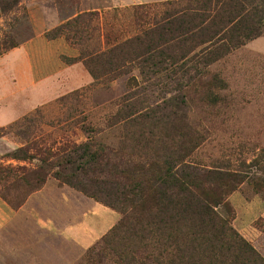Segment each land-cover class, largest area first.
Returning <instances> with one entry per match:
<instances>
[{
  "label": "rangeland",
  "instance_id": "obj_1",
  "mask_svg": "<svg viewBox=\"0 0 264 264\" xmlns=\"http://www.w3.org/2000/svg\"><path fill=\"white\" fill-rule=\"evenodd\" d=\"M165 1L0 0V58L23 43L37 47L53 40L61 48L52 61L62 67L79 63L90 78L64 84L0 125V197L10 208L22 209L49 179L113 204L119 215L95 243L71 257L74 247L64 239V264H255L239 237L264 259V0L204 11L238 22L251 17L260 33L216 56H193L186 40L147 30ZM135 34L138 39L126 42ZM89 54L95 57L94 77L83 62ZM46 56L33 49L36 79L49 70ZM5 67L0 61V91L9 85L7 99L17 105L28 92L18 96L14 85L2 81ZM188 165L224 166L244 179L226 195L230 211L217 207L238 238H214L209 225L201 227L177 203L180 197L158 190L175 171H190ZM34 170L42 180L38 187L22 176ZM167 199L172 203L159 210ZM23 224L36 226L32 220ZM20 257L2 263L21 264Z\"/></svg>",
  "mask_w": 264,
  "mask_h": 264
},
{
  "label": "crops",
  "instance_id": "obj_2",
  "mask_svg": "<svg viewBox=\"0 0 264 264\" xmlns=\"http://www.w3.org/2000/svg\"><path fill=\"white\" fill-rule=\"evenodd\" d=\"M34 44L23 43L8 50L0 58L6 65L1 71L2 81L14 85V92L16 91L18 96L28 92V96L22 97V102L16 105L7 99L9 95L6 89L10 90V86L6 85L1 89L0 125L19 118L44 101L48 95L61 90L64 84L69 86L79 82L86 83L90 79L80 71L79 63L62 67L60 61H52L61 44L53 40H41L40 43L38 41L37 47ZM33 49L37 54L47 55L44 61L51 55L50 63L44 65L49 70L46 75L37 79L35 72L39 66L32 62ZM68 71H76L78 74L70 79H62V75H66ZM25 84L30 85L28 91ZM79 199L84 202L78 203ZM30 201L34 204H29ZM246 204L250 208L251 203ZM118 217L115 210L103 203L87 199L76 190L56 185L49 179L40 189L28 196L22 209L10 208L0 197V264H4L2 260H6L5 258L18 260L19 255L21 264H31L33 259L37 262L44 261L45 264H64V239L74 247V251L68 254V257H71L95 243L116 223ZM26 220H32L36 226H27L30 223L20 225L21 221L26 223ZM13 244L20 248H11L14 247ZM261 250L264 255V248Z\"/></svg>",
  "mask_w": 264,
  "mask_h": 264
},
{
  "label": "trees",
  "instance_id": "obj_3",
  "mask_svg": "<svg viewBox=\"0 0 264 264\" xmlns=\"http://www.w3.org/2000/svg\"><path fill=\"white\" fill-rule=\"evenodd\" d=\"M240 5L238 0H170L162 2L166 5V9L160 16L152 19L150 29H161L173 35L177 40L187 41L190 44L189 52L193 56L197 54H205L206 56H216L223 52H228L231 48L244 44L245 41L254 38L260 33L258 28L253 26L251 17L245 19L242 17L240 21H234V17L225 15L223 18H215L213 15H206L204 11L216 7L226 6L232 9L236 5ZM246 10V9H245ZM238 22V23H237ZM239 26L241 30H239ZM145 32V31H144ZM143 32V33H144ZM138 34L128 38L126 42L138 39ZM198 49V50H197ZM92 54L83 59L84 64L94 77V70L90 67ZM96 55H99L96 53ZM97 57V56H96ZM84 149V148H83ZM93 154H89L92 156ZM191 169L188 172H177L168 176L157 188L161 192L171 191L175 197L181 200L184 211L188 215L196 216L200 221L199 225H209L210 229L215 231L213 237L220 236L223 240L226 236L233 239L238 238L237 232L227 223L226 219L218 212L217 207L223 208L225 214L230 210L226 201V195L229 194L242 181L243 178L235 172L229 171L224 166H211V169H199L188 165ZM39 171H24L22 176H29L31 181L38 187L41 183ZM170 178V180H169ZM208 183H210L208 185ZM172 201L167 199L165 202H159V210L165 209L166 205ZM113 208V204L106 203ZM206 219L211 222H205ZM214 237V238H215ZM242 251L249 256L253 254L256 258L255 264H264V259L242 238ZM225 244V242H224ZM221 245V247H225ZM218 249V255L225 258V249ZM221 251V253H220ZM241 251V250H240ZM241 251V253H242Z\"/></svg>",
  "mask_w": 264,
  "mask_h": 264
}]
</instances>
